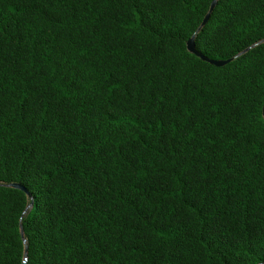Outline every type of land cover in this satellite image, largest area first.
<instances>
[{"label": "trees", "instance_id": "trees-1", "mask_svg": "<svg viewBox=\"0 0 264 264\" xmlns=\"http://www.w3.org/2000/svg\"><path fill=\"white\" fill-rule=\"evenodd\" d=\"M213 1L0 0V264H264V0Z\"/></svg>", "mask_w": 264, "mask_h": 264}, {"label": "water", "instance_id": "water-1", "mask_svg": "<svg viewBox=\"0 0 264 264\" xmlns=\"http://www.w3.org/2000/svg\"><path fill=\"white\" fill-rule=\"evenodd\" d=\"M216 2L217 0H214L212 3H211V6H210V9H209V12L207 13V15L204 17L203 21H202V24H201V27L204 26L207 21L209 20V17L211 15V13L213 12L215 6H216ZM186 48H187V51L191 54H194L196 55L197 57H199L201 60L209 63L210 65H213L215 67H222V66H225L226 64L230 63L232 60L231 59H228V60H210V59H207L206 57H204L203 55L199 54L196 49H195V44H194V37H192L190 40H188V42L186 43ZM246 52V51H244ZM262 115L264 117V106H263V109H262ZM13 188H16V189H20L22 191H24L25 193H27L26 189L20 185H17V184H13L11 185ZM21 235H22V232H21ZM23 238V236H22ZM26 251H27V245H25V254H26ZM25 264V263H24Z\"/></svg>", "mask_w": 264, "mask_h": 264}]
</instances>
